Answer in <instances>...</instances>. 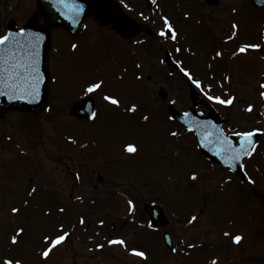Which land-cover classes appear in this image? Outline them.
<instances>
[{
  "label": "rangeland",
  "instance_id": "rangeland-1",
  "mask_svg": "<svg viewBox=\"0 0 264 264\" xmlns=\"http://www.w3.org/2000/svg\"><path fill=\"white\" fill-rule=\"evenodd\" d=\"M171 1L174 4L173 0H161L162 5L165 4L164 11L172 15L173 22L181 13L175 11ZM186 2L181 3L183 19L178 20L180 22L177 24L183 31V45L180 48L191 56L202 55V58L185 56L187 68L205 86L211 85L212 95L223 98L235 96L241 100L234 102L232 107L209 101L204 95L207 101L216 109L228 110L232 116L244 117L243 120L252 117L254 121L255 115L264 116L263 102L255 91L259 89L258 83H264L261 76L264 55L253 53L249 59H236L233 56L235 47L240 46L242 40L246 43L258 42L256 36L261 26L262 29L264 27V8L253 7L249 0H217L209 5L203 0H192L190 4ZM234 5H239L240 10L233 9ZM172 9L174 11L170 12ZM40 15L35 0H0V35H3L8 21L21 26L32 16L40 18ZM195 17L200 19V23L195 22ZM234 18L239 22L245 20L247 36L243 39L241 35L240 40L234 41L233 47L219 39L228 40ZM101 31L106 33L105 30ZM213 31L219 38L218 43L216 37L211 35ZM92 34L89 39L81 35L76 40L60 30L53 34L55 45L50 72L56 79L54 90L59 92L71 87L67 92L74 96L77 93L74 84L79 82L76 85L79 87L83 82L103 78L106 93L125 101L123 105L128 100L142 102V108L146 109L133 114L122 109L107 108L110 103L103 99L106 93L98 91L94 94L98 107H101L100 116L86 125L70 116L69 109L74 98L53 91L45 109L31 115L9 110L0 117V264L8 258L19 259L22 264H210L208 260L213 258L218 259L214 264H264V239L242 246L246 252L221 248L223 242H218L222 237L214 238L212 247L207 251L190 249L184 252L183 247L178 245L183 240V230L180 228L183 226V215L170 214L171 210L166 206L188 215L200 213L201 208L206 207V221L200 219L195 224L199 231L221 226L232 229L245 226L248 221L254 225V221L242 218L250 217L245 208L249 199L245 198L243 190L230 174L217 190H206L215 169L204 162L196 163L201 158L194 153L187 130H183L181 139L166 138L163 128L171 123L157 104L170 100L175 101L178 108L189 105L185 84L188 79L183 77L178 66L175 67V61H172V65H164L159 54L161 52L164 56L161 49H158L159 59L153 53L151 56L144 54L149 50L147 42L145 51L141 50L135 60L139 61L141 79L132 80L134 73H125L124 70L134 69L135 45ZM140 34V37L146 36L145 33ZM73 44L78 46L77 49L71 47ZM217 46L223 56L211 60L213 54L210 48ZM96 68H99L98 72ZM226 70L231 79H226ZM147 74L151 76L150 79H147ZM160 86L166 92L164 99L157 93ZM249 104L254 106L253 111L244 112L243 106ZM198 108L206 111L201 106ZM144 116L149 119L144 120ZM128 145H134L137 151L130 153L126 150L125 154H121L119 147L125 146L127 149ZM173 147L183 149V170L192 167L193 163V167H200L201 172L198 173L203 174L200 189L190 188L186 180L190 178H185L183 174L180 176L179 171H175L180 170L181 164L175 165L174 157L170 158L167 154L163 160L160 159L163 150L168 153ZM162 165L173 168L170 178L173 182L166 193L152 191L148 185L153 182L155 174L156 183L159 177L166 174L163 175L164 170L160 171ZM33 188L36 189L34 193ZM125 191L136 198L140 213L144 200H155L163 205L169 221L172 219L176 252L165 249L161 231H152L142 225L145 217L141 215L140 226L149 232L139 230V233H135L138 226H132L135 223H127L125 228H119L123 216L129 211ZM14 207L20 212L13 213ZM80 217L84 218V224L79 223ZM100 220H106L104 225L98 224ZM110 222L116 224L113 231L109 229ZM61 224L70 237L48 258L43 257L42 252L48 246L44 237L58 233ZM21 227L24 232L18 236L19 243L12 244L11 237ZM187 232L188 236L196 233L195 229ZM114 238H123L127 247L108 244V240ZM148 242L151 243L150 247L146 246ZM98 244L104 247L97 248ZM137 247L146 250L147 259L132 255L131 249Z\"/></svg>",
  "mask_w": 264,
  "mask_h": 264
},
{
  "label": "snow or ice",
  "instance_id": "snow-or-ice-1",
  "mask_svg": "<svg viewBox=\"0 0 264 264\" xmlns=\"http://www.w3.org/2000/svg\"><path fill=\"white\" fill-rule=\"evenodd\" d=\"M152 3L155 4L156 0H152ZM54 6L57 7L58 11L62 15L66 16L67 19L72 21L73 24L78 22V18L83 11V6L79 3V0H54ZM233 29H238L237 24L232 25ZM158 36L161 38L171 39L172 41L178 40V32L172 22L167 16L163 17V27H161ZM236 32H233L227 37L228 40L234 39ZM43 40V36L39 33H28L24 28L19 29L18 32L13 33L11 31L6 34L0 35V95H6L9 99H21V100H38L40 97L41 85L44 81V74L40 70V45ZM77 45L73 44L72 48L77 49ZM264 46L258 43H244L241 44L233 56L238 54H246L252 49H262ZM177 52H181L182 49L177 47ZM217 57H222V52L216 53ZM179 71L187 77L188 81L199 89L203 95L207 97L209 101H214L221 105L232 106L236 101L237 97L229 96L228 98H223L219 95H212L210 92L211 85H204V82L200 79H197L192 71L188 68L183 67L181 62H177ZM139 67V65H138ZM226 79H230L226 77ZM104 80L97 79L92 82H88L84 88L86 95L94 94L97 91L103 90ZM261 89H264V83L260 85ZM260 96L264 97V91L260 92ZM103 99L110 103L113 106L120 107L121 100L117 98L114 94H105ZM175 103V101H173ZM253 105L249 104L246 111L251 113L253 111ZM137 106L132 105L128 111L135 112ZM98 113L96 111L91 112V117L93 119L97 118ZM184 117L186 118L185 122L189 125V130H192L191 126L196 125L197 127L204 130V136L201 139L200 143L204 147L209 145L220 144L221 150L217 151L215 154L220 156L223 159L224 164L229 165L230 167L235 164L236 161L240 160L242 157H251L253 153L257 151V142L255 137L258 134L264 133V128H252L250 130H244L233 133L236 137L239 138L238 146H235L232 143V140L229 136L224 134L223 129H216L213 133H207L208 125H201L198 121H193L191 119V113L185 112ZM144 120H148V116L143 117ZM215 127V125H213ZM172 136H177V132H172ZM211 137V138H210ZM128 152L134 153L137 151V148L134 145H128ZM197 174L192 173L191 179L193 181L197 180ZM36 189H32L34 193ZM129 211L132 212L135 210V204L132 200H128ZM63 211V209H60ZM13 213H19L20 209L12 208ZM197 220V217L193 215L189 220V223H193ZM80 224H84L85 220L83 217L79 219ZM101 224L104 223L103 220L100 221ZM152 227L151 224L148 225ZM24 228H17L16 234L11 237L12 244L19 243L18 236L23 234ZM227 235V233H226ZM70 237V233L64 230V225L59 226V232L52 236H45L44 240L48 242V246L43 250L42 256L48 258L50 254L58 247L63 245L66 240ZM235 243L239 244L242 240L240 235L233 237ZM110 245H120L127 247L126 241L123 238H114L108 240ZM104 245L98 244L97 248H103ZM188 247H195L193 244H189ZM173 252H176V248H172ZM131 253L134 256L147 259V254L139 249L132 248ZM3 264H22V261L19 259L8 258L5 259Z\"/></svg>",
  "mask_w": 264,
  "mask_h": 264
},
{
  "label": "water",
  "instance_id": "water-1",
  "mask_svg": "<svg viewBox=\"0 0 264 264\" xmlns=\"http://www.w3.org/2000/svg\"><path fill=\"white\" fill-rule=\"evenodd\" d=\"M38 6L41 9L43 14V19L45 21V25L38 24L34 19L29 20L24 29L28 33H39L43 36V40L40 45V70L44 74V81L41 85L40 97L38 100H21V99H9L6 95H0V115H2L7 109L10 108H18L21 110H30L33 111L39 107H41L45 101L47 95V87H48V75L46 70V58H47V48H48V27L62 26L68 31H72L70 20L67 19L66 16L62 15L60 11H58L57 7L54 6V0H37ZM253 3L263 5L264 0H252ZM79 3L83 6V11L78 18V22L75 24L76 27H79L82 24V18L87 15L98 16L99 19H102L104 12H107V7L109 4L107 2H100L95 0H79ZM108 5V6H107ZM110 10V9H109ZM11 31V30H10ZM16 33L18 31H11ZM191 119L193 121H198L201 125L207 124V133H213L216 129H219L218 120L212 114L207 115L204 118H200L196 115H191ZM183 120L185 122L186 118L183 116ZM215 125V127H213ZM197 134V140L200 147L203 151L213 158H219L223 160L220 156H217L215 153L221 150L220 144L209 145L208 147H204L200 141L204 136V130L197 127L196 125L191 126ZM211 138V137H210ZM232 140V139H231ZM239 140V138H238ZM233 143V140H232ZM152 220L156 224H162L163 219L160 212L154 210L152 208L148 209Z\"/></svg>",
  "mask_w": 264,
  "mask_h": 264
},
{
  "label": "flooded vegetation",
  "instance_id": "flooded-vegetation-1",
  "mask_svg": "<svg viewBox=\"0 0 264 264\" xmlns=\"http://www.w3.org/2000/svg\"><path fill=\"white\" fill-rule=\"evenodd\" d=\"M111 1H113L115 5L118 7L120 14L125 13L126 15L131 17L138 16L140 12L146 10L145 8H141L144 4L147 6V8H149V4L147 1H140V0H111ZM209 1L214 2L215 0H209ZM156 2H157L156 4H161V0H156ZM158 27H159V23H158ZM100 30H105L106 33L104 34ZM82 33L85 34L84 39H89L88 37L92 33H94L92 35H102L105 37H111L113 38V40L114 39H118V40L121 39L124 41L131 40V39H123L122 37H120V35H118L117 33L116 28L112 24L101 26L94 18H87L85 20V28Z\"/></svg>",
  "mask_w": 264,
  "mask_h": 264
}]
</instances>
